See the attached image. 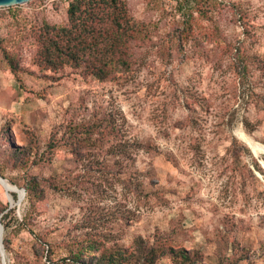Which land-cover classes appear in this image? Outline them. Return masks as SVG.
I'll return each instance as SVG.
<instances>
[{"label": "rangeland", "instance_id": "374dc122", "mask_svg": "<svg viewBox=\"0 0 264 264\" xmlns=\"http://www.w3.org/2000/svg\"><path fill=\"white\" fill-rule=\"evenodd\" d=\"M70 1L0 7L6 264H70L96 236L264 264V0H123L143 30L132 66L92 83L37 64V30L65 24ZM84 125L96 128L74 164L70 127L82 140ZM30 181L44 190L33 205L13 188Z\"/></svg>", "mask_w": 264, "mask_h": 264}, {"label": "trees", "instance_id": "16d2710c", "mask_svg": "<svg viewBox=\"0 0 264 264\" xmlns=\"http://www.w3.org/2000/svg\"><path fill=\"white\" fill-rule=\"evenodd\" d=\"M67 20L61 26L43 23L37 30L36 39L39 50L37 64L42 72L48 71L59 76L66 69H72L83 77L86 83L103 82L117 72L129 71L132 66L131 44L139 38L142 29L129 15L123 0H71L67 7ZM9 68L17 79L16 66L9 62ZM107 134H116L113 120H106ZM85 126V127H84ZM84 138L76 140L78 135L70 127L69 138L74 140L70 154L74 156L72 163L81 160L82 143L89 140L87 133H93L95 125H84ZM99 127V126H98ZM87 132V133H86ZM86 136V137H85ZM55 149V144L50 145ZM83 149V148H82ZM258 169L257 165L254 164ZM0 176L2 173L0 172ZM25 199L31 205L44 196V190L34 181L23 186ZM15 198V195H13ZM6 209H0V223L3 227L2 240L7 251V232L10 227ZM27 220L16 223L27 227ZM38 243L40 242L37 239ZM87 252L89 253L86 256ZM242 256H244L242 254ZM168 257L171 264H199L198 254L184 249L174 248L166 240L155 239L153 242H142L134 248L106 246L100 237L86 239L78 243L70 264H156Z\"/></svg>", "mask_w": 264, "mask_h": 264}, {"label": "water", "instance_id": "95a60500", "mask_svg": "<svg viewBox=\"0 0 264 264\" xmlns=\"http://www.w3.org/2000/svg\"><path fill=\"white\" fill-rule=\"evenodd\" d=\"M29 1L31 0H0V7H8V6L18 5V4H24ZM0 182H7L8 184V181L2 178L1 176H0ZM13 188H14V193H16L18 196V202H20L23 199L25 192L24 190H19L16 186H13ZM19 193L21 194V196L19 195ZM11 205H12V200L10 198L9 207H11ZM2 235H3V227L0 223V258H1V264H6L5 251H4L3 242H2Z\"/></svg>", "mask_w": 264, "mask_h": 264}, {"label": "bare ground", "instance_id": "6f19581e", "mask_svg": "<svg viewBox=\"0 0 264 264\" xmlns=\"http://www.w3.org/2000/svg\"><path fill=\"white\" fill-rule=\"evenodd\" d=\"M5 183H7V182H0V185L4 187V186H5ZM8 184H9V183H8ZM19 195L21 196L20 193H19ZM7 196H8V195H7ZM10 198H11V197L8 196V200H9Z\"/></svg>", "mask_w": 264, "mask_h": 264}]
</instances>
